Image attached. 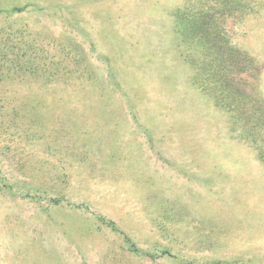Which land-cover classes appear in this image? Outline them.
Instances as JSON below:
<instances>
[{
    "label": "rangeland",
    "instance_id": "1",
    "mask_svg": "<svg viewBox=\"0 0 264 264\" xmlns=\"http://www.w3.org/2000/svg\"><path fill=\"white\" fill-rule=\"evenodd\" d=\"M187 1L0 0L59 62L0 80V264H264V164L191 82ZM240 1L264 98V0Z\"/></svg>",
    "mask_w": 264,
    "mask_h": 264
},
{
    "label": "trees",
    "instance_id": "2",
    "mask_svg": "<svg viewBox=\"0 0 264 264\" xmlns=\"http://www.w3.org/2000/svg\"><path fill=\"white\" fill-rule=\"evenodd\" d=\"M240 2L188 0L173 14L174 32L175 37H178L177 44L185 46V51H181L180 55L193 72L192 84L209 95L216 107L230 114L231 124L239 126L237 136L254 147L257 158L264 164V98L255 87L256 84L252 85L244 77L247 72L252 77L256 76V61L234 44L231 29L226 25L232 16L236 15L235 19L239 21L242 14L252 9L247 3ZM27 5L12 6L9 11L21 12ZM44 39L32 35L26 25L0 26V80L4 76L23 78L30 73L50 81L59 62L54 63L53 55L46 49V45H50L49 40L53 42L55 38H50L48 42ZM135 52L136 49L129 55ZM61 53L65 58L68 55L75 57L71 54V47L68 50L62 47ZM73 62L77 70L76 57ZM108 67L109 75L116 78ZM86 75L91 76L88 68ZM123 92L127 93L125 90ZM131 105L137 106L135 102H131ZM137 108L140 110V107ZM82 138L89 143L86 137ZM164 253L170 251L165 250Z\"/></svg>",
    "mask_w": 264,
    "mask_h": 264
}]
</instances>
